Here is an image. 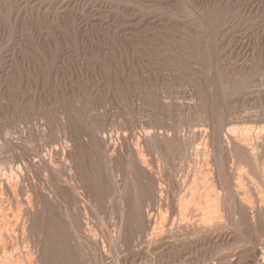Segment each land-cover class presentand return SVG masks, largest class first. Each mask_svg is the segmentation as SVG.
Masks as SVG:
<instances>
[{"label":"rangeland","instance_id":"1","mask_svg":"<svg viewBox=\"0 0 264 264\" xmlns=\"http://www.w3.org/2000/svg\"><path fill=\"white\" fill-rule=\"evenodd\" d=\"M262 72L264 0H0V138L9 131L7 139L30 143L31 148L43 152L45 141L58 142L67 150L73 172L85 186L82 217L87 213L95 224L91 223L95 227L91 225L92 231L96 229L97 238L112 248L114 264L135 263L133 252L126 254L120 245L108 241V231L116 221L122 222L120 229L126 237L133 229L127 201L122 203L112 193L113 175L118 169L127 170V159L120 154L115 163L108 161L98 134L106 130L115 133L118 128L131 135L145 126H179L176 130L188 135V127L198 115L180 111L176 106L179 101H195L202 109L199 117L207 114L215 120L238 106L237 110H264ZM253 81L261 85L252 93ZM168 99L172 102L169 107ZM251 123L244 120L233 125ZM15 126L26 128L20 133L25 138L12 132ZM123 149L127 154V145ZM54 198L39 215L44 224L42 259L45 257L46 264L100 263L93 248L86 243L79 246L71 238L65 205ZM232 230L238 231L233 226ZM241 230L243 235L232 240L211 242L191 264H225L230 260L252 264L258 254L251 241L262 239L263 233L250 218L241 223ZM113 244L120 249L115 251ZM237 247L243 249L240 261L233 256Z\"/></svg>","mask_w":264,"mask_h":264},{"label":"bare ground","instance_id":"2","mask_svg":"<svg viewBox=\"0 0 264 264\" xmlns=\"http://www.w3.org/2000/svg\"><path fill=\"white\" fill-rule=\"evenodd\" d=\"M258 85L261 84L251 85L253 88L250 91L257 90ZM167 101L169 102V99ZM170 102L168 107L171 106ZM194 102L188 100L175 104L180 111L197 112V121L188 127L189 130L186 128L188 135L184 134L187 137L179 133V126L173 128V125L172 128L145 126L141 127L142 130L137 128L140 129L139 134L134 129L131 135L126 130L119 132L118 128L117 132L114 130L115 133L107 130L98 132L101 137L99 141L104 144L105 153L109 157L108 161H116L120 154L124 159L126 156L127 170L123 172L118 169V172L114 173L112 193L113 197L117 194L122 203L127 201L130 219L133 220V229L129 237L121 232L122 222L113 223L114 228L108 231V241L120 245L126 254L133 252L134 264H191L192 259L197 254L205 252L211 242L226 238L232 240L236 235H243L241 223L245 218H250L258 232L263 233L262 239L254 235L256 239L251 241L252 250L258 254L251 263L264 264V110L259 109L261 107L255 109L242 105L245 108L237 110L239 106L235 107V113L231 112L223 119L218 117L219 119L215 120L207 114L199 117L198 111L201 113L202 109ZM154 107L155 105L153 109ZM164 107L167 105L164 104ZM152 111L150 114H153ZM244 120L252 123L240 127L233 125ZM161 122L160 120L159 124ZM148 124L151 126L150 123L146 125ZM30 127L32 128L31 124ZM24 128L22 130L15 126L12 132L19 135L26 131ZM7 132L5 138H0V264H46L45 257L42 259L45 249L44 224L39 215L43 208L46 210L49 201L51 204L52 197L65 205L63 208H66L65 213L68 215L66 217L70 219L71 238L74 242L79 246L86 243L98 253L101 261L100 263L95 261V264H114L115 253H111L112 248L107 246L111 250L106 249L105 243L97 238L96 229L93 230L94 234L91 228L94 223L90 222L92 220L89 221L87 213L82 217V208L86 201L85 186L81 179L78 180V176L76 177L67 150L59 147L58 142L47 144L45 141L42 145L43 152L42 149L31 148L33 145L30 143L28 144L31 147L19 142L20 140L17 142L7 139L11 133ZM46 134H49L48 131ZM132 137L134 140L130 141ZM123 145L124 147L127 145L128 148L125 155L122 153ZM8 148L11 150H7ZM78 215H81V218ZM232 226L237 227L238 231H233ZM107 229L109 228L104 230ZM116 248L120 249L118 246ZM242 254L243 249L235 248L234 260L240 261ZM96 258L98 256L95 260ZM105 259L108 261L104 263ZM234 263L237 262L230 260L225 264Z\"/></svg>","mask_w":264,"mask_h":264}]
</instances>
